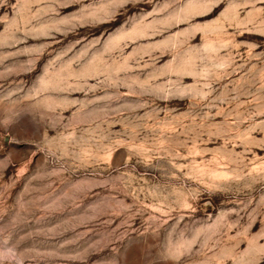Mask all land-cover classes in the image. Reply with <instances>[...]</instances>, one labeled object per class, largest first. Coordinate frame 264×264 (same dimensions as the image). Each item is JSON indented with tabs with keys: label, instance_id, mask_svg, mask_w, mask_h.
<instances>
[{
	"label": "rangeland",
	"instance_id": "1",
	"mask_svg": "<svg viewBox=\"0 0 264 264\" xmlns=\"http://www.w3.org/2000/svg\"><path fill=\"white\" fill-rule=\"evenodd\" d=\"M0 264H264V0H0Z\"/></svg>",
	"mask_w": 264,
	"mask_h": 264
}]
</instances>
